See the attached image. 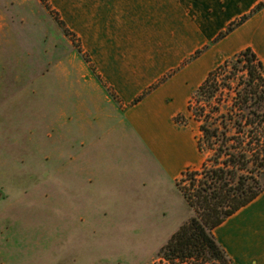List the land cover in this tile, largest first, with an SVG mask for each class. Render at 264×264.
<instances>
[{"label": "rangeland", "instance_id": "1", "mask_svg": "<svg viewBox=\"0 0 264 264\" xmlns=\"http://www.w3.org/2000/svg\"><path fill=\"white\" fill-rule=\"evenodd\" d=\"M60 19L50 0H0V264H164L197 212L136 136L113 132L119 99Z\"/></svg>", "mask_w": 264, "mask_h": 264}, {"label": "crops", "instance_id": "2", "mask_svg": "<svg viewBox=\"0 0 264 264\" xmlns=\"http://www.w3.org/2000/svg\"><path fill=\"white\" fill-rule=\"evenodd\" d=\"M260 2L264 0H50L77 34L101 86L119 99L113 132L121 128L124 140L136 136L172 176L177 190V179L197 163L199 150L195 133L176 117L187 111L188 92L220 58L250 47L264 64V6L217 39ZM208 44L202 55L184 64ZM106 98L112 101L108 94ZM213 232L236 264H264V190Z\"/></svg>", "mask_w": 264, "mask_h": 264}, {"label": "trees", "instance_id": "3", "mask_svg": "<svg viewBox=\"0 0 264 264\" xmlns=\"http://www.w3.org/2000/svg\"><path fill=\"white\" fill-rule=\"evenodd\" d=\"M263 6L260 2L232 22L217 39ZM164 80L150 86L133 103ZM187 111L198 122L196 144L206 156L200 168L185 169L176 185L197 214L170 235L157 256L166 261L164 264H236L213 230L264 190V64L256 52L247 47L211 69L191 94ZM179 118L187 123L183 113L176 121L180 122ZM182 182H188V187L183 188Z\"/></svg>", "mask_w": 264, "mask_h": 264}]
</instances>
